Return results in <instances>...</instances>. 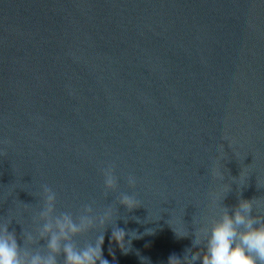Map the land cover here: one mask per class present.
<instances>
[{
	"label": "water",
	"instance_id": "1",
	"mask_svg": "<svg viewBox=\"0 0 264 264\" xmlns=\"http://www.w3.org/2000/svg\"><path fill=\"white\" fill-rule=\"evenodd\" d=\"M45 184L112 205L109 264L183 258L214 197L264 200V0H0V222L33 230Z\"/></svg>",
	"mask_w": 264,
	"mask_h": 264
},
{
	"label": "clouds",
	"instance_id": "2",
	"mask_svg": "<svg viewBox=\"0 0 264 264\" xmlns=\"http://www.w3.org/2000/svg\"><path fill=\"white\" fill-rule=\"evenodd\" d=\"M104 195L108 197L119 187L115 165L102 168ZM213 175L223 179L219 170ZM130 188L136 178L127 177ZM260 187H264L258 185ZM42 207L32 216L36 227L22 228L18 236L9 230L13 222L6 218L0 222V264H109L103 256L104 234L111 226V240L126 252L124 229L113 226L114 211L111 204L96 211L94 201L83 205L78 215L57 210V192L48 185L41 186ZM226 197V195H225ZM224 197V199H225ZM118 206L128 211L140 207L134 195L121 193ZM213 214L194 232H177L180 238L192 236V247L183 258L171 255L168 264H264V200L239 198L231 208L213 198ZM134 232V231H133ZM78 237H86L83 241Z\"/></svg>",
	"mask_w": 264,
	"mask_h": 264
}]
</instances>
